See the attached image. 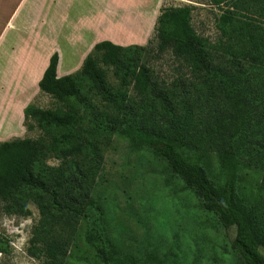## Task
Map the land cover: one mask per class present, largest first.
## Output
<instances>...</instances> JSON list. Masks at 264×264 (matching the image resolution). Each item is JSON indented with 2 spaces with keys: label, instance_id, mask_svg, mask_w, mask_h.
I'll return each instance as SVG.
<instances>
[{
  "label": "rangeland",
  "instance_id": "rangeland-1",
  "mask_svg": "<svg viewBox=\"0 0 264 264\" xmlns=\"http://www.w3.org/2000/svg\"><path fill=\"white\" fill-rule=\"evenodd\" d=\"M2 1L0 143L23 138L49 141V133L35 119H26L24 110L29 104L44 109L61 106L38 85L57 50L60 56L67 57L61 73H80L85 58L92 53L106 71L110 86L121 87L115 66L103 63L101 52L94 50L97 41L91 35L92 29L96 32V22L103 11L109 19L118 13L119 19L125 20V28L110 30L112 36L122 40L140 37L127 41L128 45L147 48L143 61L150 68L157 91L164 96L156 102L144 101L134 83L130 84L125 89L126 98L130 113L137 116L134 120L129 115L131 122L139 123L147 132L172 137L183 126L180 120L188 112L194 122L202 124L205 140L196 151L209 178L217 183L224 176L223 160L209 141L227 134L232 120L241 112L252 129L261 126L264 61L242 59V66L234 64L231 50L251 45L246 36L241 45L231 48L230 43L235 41H229L221 31L220 18L232 11L236 26L249 23L256 44L264 48V11L260 9L264 0H144L107 10L90 5L89 0ZM182 6H190L191 24L207 38L213 54L214 70L206 81L196 78L187 63L171 50L162 53L157 48L158 17L167 8ZM83 84L90 111H112L90 91L87 80ZM235 84L244 86L241 93H236ZM248 140L242 138L239 143L244 151L236 169L237 196L248 214L260 222L264 220V155L256 158L258 154L248 148ZM99 146L103 165L91 198L100 210L99 224L119 256L131 257L137 264H241L239 251L233 246L236 229L225 227L217 214L207 211L195 190L171 170L158 152L119 134L100 137ZM47 163L57 166L61 160L51 154ZM27 207L26 214L14 212L8 202L0 199V264H45L44 254L31 253L34 246H40L32 239L41 211L33 200L27 202ZM72 220L64 225L63 233L69 237L74 232L76 243L68 249L65 264H103L85 238L88 228L96 223V215L91 212L78 221Z\"/></svg>",
  "mask_w": 264,
  "mask_h": 264
},
{
  "label": "trees",
  "instance_id": "trees-1",
  "mask_svg": "<svg viewBox=\"0 0 264 264\" xmlns=\"http://www.w3.org/2000/svg\"><path fill=\"white\" fill-rule=\"evenodd\" d=\"M262 3L260 9L264 11V1ZM220 29L229 41H235L230 43L231 48L241 45L248 36L249 48L231 50L234 64L242 66V59L264 61V48L256 44L249 23L236 26V17L229 10L220 18ZM156 31L159 52L171 50L187 63L196 78L206 81L210 77L214 70L213 54L207 38L199 35L191 24L190 6L165 9L158 17ZM261 39L264 42V36ZM94 50L101 52L103 63L115 66V74L121 81L119 89L110 86L106 71L92 53L85 58L80 73L58 76L60 55L55 51L38 85L61 106L44 109L29 104L24 110L26 119H35L49 133V141L23 138L0 143V199L8 202L14 212L26 214L29 200L37 202L41 211V221L32 239L40 246H34L31 253L44 254L45 264H65L68 249L76 243V235L70 232L71 236L66 237L64 225L69 219L78 221L92 212L96 215V223L88 228L85 238L97 258L103 264H137L131 257L119 256L112 248L99 224L100 210L91 198L103 165L100 137L119 134L136 145L158 152L171 170L195 190L207 211L217 214L225 227L236 229L233 246L239 251L241 264H264V220L253 219L239 202L236 172L244 151L239 146L242 138L249 139L248 148L254 153L256 150V158L264 155L263 115L261 126L254 130L241 112L236 120H232L227 134L206 140L216 146L223 160L224 176L217 183L209 178L196 151L205 140V132L200 128L202 124L194 122L188 112L180 120L183 126L172 137L171 134L147 132L139 123L131 122L130 116H134L129 111L125 93L130 84L134 83L144 101L156 102L159 96L164 97L157 91L150 68L143 61L147 48L103 40L94 46ZM84 80L111 112L89 110ZM243 88L236 85L234 90L239 94ZM136 117L133 119L137 120ZM189 122L193 125L189 126ZM51 154L61 160L59 165L47 163Z\"/></svg>",
  "mask_w": 264,
  "mask_h": 264
},
{
  "label": "crops",
  "instance_id": "crops-1",
  "mask_svg": "<svg viewBox=\"0 0 264 264\" xmlns=\"http://www.w3.org/2000/svg\"><path fill=\"white\" fill-rule=\"evenodd\" d=\"M2 1V0H0ZM91 3L90 5H100L103 8H105V10H107V8H109L110 6H114L117 8H124L125 5H137V4H141L143 3L144 0H89ZM3 2V1H2ZM113 19H109V15L106 11H103V13L101 14V17L97 20L96 22V32H94V30L88 26L87 28H90V31L92 29V36H94V38H96L95 40L98 42L103 41V40H110L116 44H120V45H128L129 40H137L140 39V37H136V38H128L125 40H122L118 37L112 36L110 34V30L112 29H119V28H125V20L122 19L120 20L118 17V13L117 14H113ZM124 15V14H123ZM93 23V22H92ZM127 35V34H125ZM125 35L123 36V39L125 38ZM127 38V37H126ZM127 42V43H125ZM130 43H133V41H130ZM131 45V44H130ZM58 51V50H57ZM60 52V51H59ZM58 52V53H59ZM62 56V55H61ZM61 56H60V60H59V64H58V70H57V74L58 76H63L66 75L64 73H61L60 70V61H61ZM48 65V64H47ZM46 65V67H47ZM46 69V68H45ZM44 72V71H43ZM43 72L41 74L40 77H42Z\"/></svg>",
  "mask_w": 264,
  "mask_h": 264
},
{
  "label": "bare ground",
  "instance_id": "bare-ground-1",
  "mask_svg": "<svg viewBox=\"0 0 264 264\" xmlns=\"http://www.w3.org/2000/svg\"><path fill=\"white\" fill-rule=\"evenodd\" d=\"M66 55L61 56V61H60V72H63L65 69V62H66Z\"/></svg>",
  "mask_w": 264,
  "mask_h": 264
}]
</instances>
